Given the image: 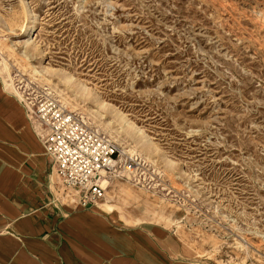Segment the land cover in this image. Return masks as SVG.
Here are the masks:
<instances>
[{"label": "rangeland", "instance_id": "374dc122", "mask_svg": "<svg viewBox=\"0 0 264 264\" xmlns=\"http://www.w3.org/2000/svg\"><path fill=\"white\" fill-rule=\"evenodd\" d=\"M42 66L107 106L75 98ZM0 77L13 95L19 80L61 103L63 89L73 111L159 172L157 190L110 183L100 206L110 199L113 212L103 219L141 223L126 202L142 194L146 220L203 264H264V0H0ZM138 128L154 144L147 154Z\"/></svg>", "mask_w": 264, "mask_h": 264}, {"label": "crops", "instance_id": "0c3cea01", "mask_svg": "<svg viewBox=\"0 0 264 264\" xmlns=\"http://www.w3.org/2000/svg\"><path fill=\"white\" fill-rule=\"evenodd\" d=\"M37 133L0 77V264H203L146 216L121 225L101 217L113 212L101 200L97 210L65 200Z\"/></svg>", "mask_w": 264, "mask_h": 264}, {"label": "built area", "instance_id": "2783aa9c", "mask_svg": "<svg viewBox=\"0 0 264 264\" xmlns=\"http://www.w3.org/2000/svg\"><path fill=\"white\" fill-rule=\"evenodd\" d=\"M19 81L14 95L36 121L37 135L52 159L50 186L68 202L89 208L118 178L152 190L162 185L159 172L148 168L146 159L118 145L82 113L61 103L48 87Z\"/></svg>", "mask_w": 264, "mask_h": 264}, {"label": "bare ground", "instance_id": "6f19581e", "mask_svg": "<svg viewBox=\"0 0 264 264\" xmlns=\"http://www.w3.org/2000/svg\"><path fill=\"white\" fill-rule=\"evenodd\" d=\"M33 21H31V24L29 26H25V28L23 29V34L26 36H30L33 34L34 32V24L32 23ZM29 41V39H27L25 41V43L27 44ZM6 63V62H4ZM42 71L43 72H48V73H52L53 75H57L58 78L60 79V81H63L66 84V87H71L72 89H74V96L76 97H83V98H87V97H93L94 101L99 104V105H106V102H103L101 100H99V98L97 96H95L91 90L90 87H88L85 83L83 82H77L75 80V78L72 75H65L64 73H55L53 72L48 66H42ZM40 72V71H39ZM41 73V72H40ZM57 92L60 96V99L63 103H66V106H69L72 110L74 108H76L79 104L78 103H74L73 101H71L73 98H71L66 92H64L63 89L57 88ZM105 106V107H106ZM76 111V110H74ZM124 121L126 122V126L128 127H132L133 125L131 124V122L126 119L125 117ZM138 138L136 139L137 144L142 146V150L141 152H143L144 154H147V151L154 146L153 142L149 139V137L147 136V134H145V132L141 129L138 128V130H136ZM129 136H131L132 138L133 135L128 134ZM145 151V152H144ZM120 197H122L123 199H126L127 196H125L123 193H117ZM143 195L141 194H134V199L128 200L126 202V206H133V208L137 209L139 212H141L144 216L147 217L148 214V210L144 211L143 206L139 207L138 202H143V198H141ZM128 199V198H127ZM143 199V200H142ZM110 203V199H106L104 200L103 204L101 205L102 208L106 209V210H113L112 205L109 204ZM146 203V202H144ZM149 204V203H147ZM155 207L163 212V215H168L170 217V219H173V221L178 220L177 217H175L174 215H177L179 213V211L175 208H173L172 206L168 205V204H162L159 202H155ZM133 208H131L130 210H128L129 212L133 213L134 216H136L137 220L142 219L141 215H139ZM177 208V207H176ZM174 217V218H173Z\"/></svg>", "mask_w": 264, "mask_h": 264}]
</instances>
